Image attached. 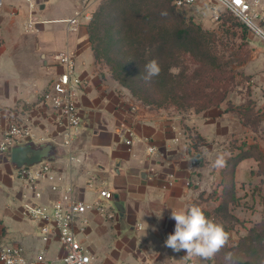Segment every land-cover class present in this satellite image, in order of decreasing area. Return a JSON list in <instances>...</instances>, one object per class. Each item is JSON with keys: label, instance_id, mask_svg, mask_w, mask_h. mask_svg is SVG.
Returning <instances> with one entry per match:
<instances>
[{"label": "crops", "instance_id": "crops-1", "mask_svg": "<svg viewBox=\"0 0 264 264\" xmlns=\"http://www.w3.org/2000/svg\"><path fill=\"white\" fill-rule=\"evenodd\" d=\"M80 3L47 0L41 9L44 14L39 16L48 23L31 32L25 28L26 0L4 1L0 11V140L12 122L28 118L36 135L33 142L56 145L51 160L57 162L81 199H94L96 190L86 185L92 177L96 186L103 185L117 196L123 212L112 220L88 213L90 226L79 236L93 264H184L180 260L186 252L172 255L164 248L166 235L175 227L171 212L192 204L212 211L218 205L219 201L209 196L222 188V169L212 163L219 153H225L227 159L238 152L232 153L229 143L246 128L221 108L184 116L174 108L151 109L137 101L107 70L98 68L88 24L68 31L56 22L72 17ZM60 52L74 54L75 72L86 82L78 98L84 136L74 138L69 147L56 144L62 142L61 129L40 99L63 69L56 62ZM260 103L264 105V98ZM186 128L204 140L197 148L201 162L193 169L189 160L196 148ZM91 131L95 133L90 135ZM75 145L78 156L72 152ZM150 146L155 148L153 152L148 151ZM202 148L208 149L207 158L202 156ZM69 155L79 162L67 166ZM254 163L246 159L238 165L237 184L241 173ZM19 190L9 154L0 153V233L5 240L20 243L32 258L44 244L38 224L23 217L21 204L14 197ZM46 246L49 250L42 264H61L59 243L54 240Z\"/></svg>", "mask_w": 264, "mask_h": 264}, {"label": "trees", "instance_id": "trees-1", "mask_svg": "<svg viewBox=\"0 0 264 264\" xmlns=\"http://www.w3.org/2000/svg\"><path fill=\"white\" fill-rule=\"evenodd\" d=\"M173 1L102 0L87 25L88 38L97 66L106 65L112 79L128 89L144 106L151 109L169 105L177 109L195 107L199 113L217 94V90L208 89L212 78L207 73L221 72L223 66L215 36L188 21ZM153 59L159 63L161 72L146 82L144 66ZM194 62L199 66L191 70ZM178 69L180 71L176 72ZM198 135L195 133V138L201 139ZM192 146L196 148L193 159L200 163L198 145L192 142ZM252 149L258 148H229L232 153L238 152L227 158L226 167L222 168L223 195L228 185L235 189V172L242 161L252 158L260 162L264 157L260 151V157H255L249 152ZM203 211L209 219L216 221L215 216L227 213V201L222 197L212 211ZM236 250L253 260L264 259L262 254L259 256V252L264 251V221L240 240Z\"/></svg>", "mask_w": 264, "mask_h": 264}, {"label": "built area", "instance_id": "built-area-1", "mask_svg": "<svg viewBox=\"0 0 264 264\" xmlns=\"http://www.w3.org/2000/svg\"><path fill=\"white\" fill-rule=\"evenodd\" d=\"M46 1L26 0L28 10L26 30L38 32L39 26L48 23L39 16L41 6ZM99 1L101 0H81L79 8L72 17L56 22L63 23L68 31H74L92 20ZM199 1L174 0L173 5L177 10H186ZM208 3L214 8H223L264 42V28L261 25L264 22V0H208ZM3 6L4 0H0V11ZM56 62L63 69L40 99L61 129V146L69 147L84 125L78 98L86 82L75 72L74 54L60 52L56 54ZM35 139L36 135L28 118L22 122H12L3 132L0 153L9 154L15 145L33 142L36 141ZM127 143L130 141L127 140ZM154 150L153 146L148 147L149 152ZM67 158L66 165L69 167L79 162L75 156L69 155ZM195 164V160L192 159L189 168L193 169ZM57 165V162L53 160H44L32 167H22L15 171L20 190L14 197L21 204L23 217L38 224L40 240L44 245L35 257L30 258L20 243L3 239L1 232L0 264H42L46 261L49 250L46 244L54 240L59 243L63 251L61 264H93V258L81 244L79 236L87 233L90 226L88 213H94L107 220L117 216L114 194L103 185L96 186V178L92 177L86 185L88 188L95 189L96 195L91 202L81 199L75 187L68 182ZM167 237L168 235L165 240ZM164 248L172 255H185L183 250L177 253L165 245Z\"/></svg>", "mask_w": 264, "mask_h": 264}, {"label": "rangeland", "instance_id": "rangeland-1", "mask_svg": "<svg viewBox=\"0 0 264 264\" xmlns=\"http://www.w3.org/2000/svg\"><path fill=\"white\" fill-rule=\"evenodd\" d=\"M4 1L10 3L15 0ZM101 1L97 3L95 10ZM180 11L185 13L188 21L201 26L215 36L216 49L223 66L221 72L208 70L207 74H211L212 78L208 89L217 90V94L213 95L212 103L199 113L212 108H221L225 112L230 110L228 113L236 117L246 131L231 139L229 148L247 149L250 146H257L258 149H252L249 152L257 158L260 157L259 151L264 154V105L260 103L264 98V42L223 8L212 7L208 0H200L195 6ZM43 14L44 12H41V15ZM19 21L16 19V24ZM18 33L22 32L18 31ZM191 65V70L199 66L197 62ZM98 68L109 72L106 65H99ZM179 71L178 69L176 72ZM165 108H174L184 116L199 114L195 107L177 109L176 106L169 105ZM186 129L191 142L196 143L197 147L202 146L204 140L201 137V139L195 138L191 128ZM83 132V129L78 131V140L84 136ZM93 133L95 131L89 134ZM78 143L79 141L76 145ZM56 144L61 146L62 142H56ZM76 145L72 147V152L78 156ZM252 160L255 165L248 167L245 174L241 173L239 183L235 181L234 190L228 185L223 195L221 185V189L214 190L211 194L210 198L219 201L218 205L222 197L227 201V213L220 216L218 214L214 219L215 222L223 224L225 230L230 233L229 244L210 260L211 264H225L224 255L229 251L233 252L242 264H259L258 260L250 259L241 250H236L240 240L254 226L264 221V157L260 162ZM261 254L264 257V251L259 252V256Z\"/></svg>", "mask_w": 264, "mask_h": 264}, {"label": "clouds", "instance_id": "clouds-1", "mask_svg": "<svg viewBox=\"0 0 264 264\" xmlns=\"http://www.w3.org/2000/svg\"><path fill=\"white\" fill-rule=\"evenodd\" d=\"M162 15H166V13H162ZM160 72L159 63L153 59L144 66L143 79L150 82ZM201 152L204 158L208 157L207 148H202ZM226 164V154L219 153L216 155L212 167L222 169L226 167ZM170 218L175 221L174 232L168 235L164 245L177 253L185 251L186 255L180 260L184 264L210 261L229 244L230 233L225 230L223 224L209 219L198 205L192 204L179 211L172 210ZM224 261L225 264H242V261L231 251L225 253ZM259 264H264V259L260 260Z\"/></svg>", "mask_w": 264, "mask_h": 264}, {"label": "water", "instance_id": "water-1", "mask_svg": "<svg viewBox=\"0 0 264 264\" xmlns=\"http://www.w3.org/2000/svg\"><path fill=\"white\" fill-rule=\"evenodd\" d=\"M43 5L41 6V9ZM56 155V146L50 143L35 144L27 142L25 144L15 145L9 152L10 163L14 171L22 167H32L44 160H51ZM114 205L118 212H123V208L114 195Z\"/></svg>", "mask_w": 264, "mask_h": 264}]
</instances>
